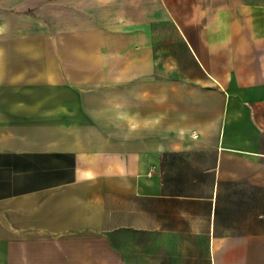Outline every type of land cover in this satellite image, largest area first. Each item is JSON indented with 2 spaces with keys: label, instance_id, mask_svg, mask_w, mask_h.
<instances>
[{
  "label": "crops",
  "instance_id": "1",
  "mask_svg": "<svg viewBox=\"0 0 264 264\" xmlns=\"http://www.w3.org/2000/svg\"><path fill=\"white\" fill-rule=\"evenodd\" d=\"M0 264H264V0H0Z\"/></svg>",
  "mask_w": 264,
  "mask_h": 264
}]
</instances>
